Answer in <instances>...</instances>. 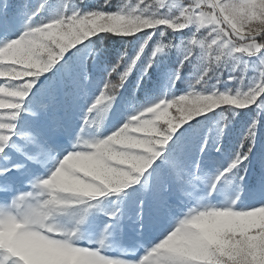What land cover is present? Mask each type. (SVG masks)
<instances>
[{
    "label": "snow or ice",
    "instance_id": "6c2138e0",
    "mask_svg": "<svg viewBox=\"0 0 264 264\" xmlns=\"http://www.w3.org/2000/svg\"><path fill=\"white\" fill-rule=\"evenodd\" d=\"M0 264H264V0H0Z\"/></svg>",
    "mask_w": 264,
    "mask_h": 264
},
{
    "label": "rangeland",
    "instance_id": "374dc122",
    "mask_svg": "<svg viewBox=\"0 0 264 264\" xmlns=\"http://www.w3.org/2000/svg\"><path fill=\"white\" fill-rule=\"evenodd\" d=\"M116 3H119V2H127V0H115Z\"/></svg>",
    "mask_w": 264,
    "mask_h": 264
}]
</instances>
